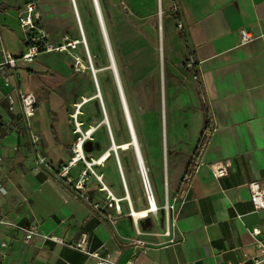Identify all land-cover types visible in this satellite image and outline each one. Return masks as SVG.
Masks as SVG:
<instances>
[{
  "label": "crops",
  "instance_id": "1",
  "mask_svg": "<svg viewBox=\"0 0 264 264\" xmlns=\"http://www.w3.org/2000/svg\"><path fill=\"white\" fill-rule=\"evenodd\" d=\"M31 2L45 40L65 51L17 62L11 86L38 101L28 130L0 72V219L37 226L29 243L12 227L2 229L3 262L96 264L88 253H98L116 264H250L258 256L256 242L264 245V210L253 211L247 189L252 181L264 188V0H166L172 15L161 21L154 44L120 6L112 9V0H0V61L3 52L22 54L18 20ZM241 29L254 38L240 46ZM73 42L74 48L67 45ZM88 71L96 88L98 76L103 81L111 73L107 84L118 93V120L109 119L100 93L79 94ZM97 95L109 128L102 155L109 156L100 165L94 154L72 162L78 134L71 115ZM124 108L130 118L158 115L156 155L150 149L146 157L136 139L157 211L137 219L130 213L149 205L141 196L136 152V168L129 169L131 155L112 150L125 144L111 130L125 125ZM29 133L38 137L35 148ZM36 156L53 170H38ZM218 162L229 164L221 178L211 168ZM68 164L69 180L56 178V169ZM157 169L163 184L152 191L147 174ZM162 196L170 209L165 214L159 212ZM113 200L119 211L109 206Z\"/></svg>",
  "mask_w": 264,
  "mask_h": 264
},
{
  "label": "rangeland",
  "instance_id": "2",
  "mask_svg": "<svg viewBox=\"0 0 264 264\" xmlns=\"http://www.w3.org/2000/svg\"><path fill=\"white\" fill-rule=\"evenodd\" d=\"M118 6L121 7L122 14L126 21L133 27L138 29V31L141 32L144 36L148 37L151 43H153L152 40H155L157 38V35L160 31L161 21H163V19L167 17V15H172V11L170 10L171 6L168 7L166 5V0H112V9L117 8ZM140 28L143 29L140 30ZM94 53L91 52L92 57H95ZM82 59L87 65L88 57L87 55H85L84 51L82 52ZM179 70L181 72V68H179ZM108 75L111 76V73L107 72L105 74V77L103 79L104 82L101 80V75L98 76V85L96 88L93 85V81L91 79V72L88 71L87 75L84 77L86 80V85L84 88H79L78 92L85 97L93 93H100L101 97L105 101V109L107 110L109 119L112 120L115 116L118 120V93L113 83L112 85H110L113 86V88H110L107 84ZM185 76L186 75L184 74V77ZM80 99H82V97H80ZM103 109L100 99H96L94 102H90L87 105L84 104L80 108L79 121L82 122L81 133L85 136V141L83 142L81 149L83 158H85L86 161L88 159L86 157L87 154H94V158L97 160L102 155L103 149L108 143L105 140L109 137V128L103 123ZM89 118H93V120ZM122 118L123 117L121 114V120ZM157 118V114H149L147 111H144V113L136 114V116H133V118H131L132 126L135 132V138L138 140V146L140 147V150L143 151L146 157L150 149H153L152 152L155 153V155L156 152L154 151L158 149L157 141L159 133L156 124ZM88 120L92 121L90 122ZM90 128H93V131L88 135ZM111 130L112 134L115 133L118 141H123L122 143H130V136L126 123L121 127L111 128ZM77 134L78 136H80L79 133ZM75 144L76 140L74 141L73 147L75 146ZM119 150L120 149H118V151ZM124 151L127 152L128 155H131V158L128 159V168L130 169V166L136 168L133 148L130 146ZM157 158H155L153 163L157 164V162L159 161ZM79 163L81 164V167H83V169L86 168V163L83 160L79 161ZM147 176L152 191H155V189H157L159 185L163 184L162 175L160 171L158 172V169L152 175L148 173ZM136 185L137 193L140 194L139 183H137ZM141 196L143 200H145V202L148 204L144 188H142ZM159 201V212L165 214L167 210H170L167 204L166 196H162Z\"/></svg>",
  "mask_w": 264,
  "mask_h": 264
},
{
  "label": "built area",
  "instance_id": "3",
  "mask_svg": "<svg viewBox=\"0 0 264 264\" xmlns=\"http://www.w3.org/2000/svg\"><path fill=\"white\" fill-rule=\"evenodd\" d=\"M19 27L22 30L24 41L26 43L25 48L20 55V57L16 58L8 53L3 52L2 60L0 61V70L1 68H5L8 72V76L4 78V87L12 90V93L15 94L17 100L19 101L20 105V114L22 117V120L25 123L26 129L29 128V120L32 118L35 114V111L38 107V101L37 98L34 96V94L22 91L20 89H16L12 87L10 82V77L12 75L16 74V68H17V62L20 60L25 63H32L37 56L43 53H60L65 51V46H53L49 44L45 40V36L40 30L39 22H40V16L38 13V9L36 7V4L34 2H31L24 6V9L20 12L19 16ZM178 28H181L180 25H178ZM254 37L246 30L241 29L239 30V45H245L248 42H250ZM75 43L67 44L71 45L72 48L75 47ZM186 69H192L194 65L192 63H188L185 65ZM193 80L197 79V75L194 74L192 77ZM6 100L9 103H12V97L11 94H6ZM76 112L71 115L72 123L74 126V132L79 133L80 136L76 138V144L74 146V158L72 159V162L75 158L83 159V156L81 158H78V152L76 149L78 146H82L83 142L85 141V136L81 133V123L77 121L76 119ZM87 135V134H86ZM30 143L35 148V143L38 141V137L35 136L33 133H29ZM35 151V150H34ZM70 162L69 164H71ZM76 162V160L74 161ZM69 164L65 167H62L61 169H56L57 174L56 178L58 179H66V172L69 167ZM35 166L38 170L42 169L48 172H51L53 170V167L51 164L47 163L44 158L41 157H35ZM2 167V158L0 157V169ZM229 167L228 162H218L216 164H213L211 168L213 169L214 176L216 178H221L226 175L227 168ZM143 188L146 195V200L148 202V205L150 203V200L153 201V196L150 191L146 176L144 178V175L142 171L139 170ZM84 174L82 173V176ZM54 177V176H53ZM82 187V186H76ZM82 189V188H81ZM247 189L249 191L250 195V202L253 207L254 212H260L264 210V188L261 187V185L257 181H252L247 184ZM5 193V188L0 184V194ZM109 206L113 207L116 211L120 210V206L117 201L113 200ZM132 215V213H130ZM12 227L15 231L20 232L23 234V240L26 243H29L33 237L37 236V226L35 225H28V226H21L19 224H13L10 222H7L5 220L0 219V235L3 233L4 227ZM251 234L254 236L257 234V230L254 229L251 231ZM44 239L51 240L54 242H59L60 240L53 236H44ZM80 247L81 245H76ZM0 247L1 248H7V243L0 241ZM256 248L258 251V256L254 257L251 260L250 264H264V245L260 242H256ZM81 249V248H80ZM88 255L92 258H94L96 264H116L108 259V256H101L98 253H92ZM4 254L0 252V264H10L8 262H3ZM131 264V263H129Z\"/></svg>",
  "mask_w": 264,
  "mask_h": 264
},
{
  "label": "bare ground",
  "instance_id": "4",
  "mask_svg": "<svg viewBox=\"0 0 264 264\" xmlns=\"http://www.w3.org/2000/svg\"><path fill=\"white\" fill-rule=\"evenodd\" d=\"M79 64V63H78ZM90 66V65H89ZM79 68L80 69H85V67L83 66V65H80L79 64ZM97 98L99 99V96L97 95ZM87 100L86 99H83L82 100V103H85ZM81 103V104H82ZM80 107V104H78V108ZM80 113V111H79V109L76 111V116L78 115ZM129 114V113H128ZM130 117V116H129ZM131 119V118H130ZM105 122V125L107 126V123H106V120L104 121ZM127 124V123H126ZM131 125H132V122H131ZM108 127V126H107ZM128 128V127H127ZM132 128H133V126H132ZM133 130H134V128H133ZM93 131V128H90V130H89V132H88V135L89 134H91V132ZM129 132V131H128ZM134 134H135V132H134ZM118 148H120L121 150H126L127 148H128V144H122V145H120L119 147H115V148H112V150L114 151L115 149H118ZM132 148H133V150H135V147H134V145L132 146ZM76 151L78 152V158H81L82 156H83V153H82V149H81V147L80 146H78V148L76 149ZM108 156H109V154L106 152V153H104L103 155H101L97 160H95V164H102V162L104 161V160H106L107 158H108ZM136 160H137V166L139 167H141V169H142V167H143V164H138V163H140V159H138V157H137V155H136ZM75 160H77V158H75L74 159V161ZM144 168V167H143ZM139 170V169H138ZM142 173H143V175L145 174V168H144V171L142 170ZM126 200L128 201V202H130V199H129V196L128 195H126ZM129 205H130V203H129ZM155 211H157V206H156V204L154 203V201H152V200H150V203H149V207H148V209H147V211L146 210H143V211H139V212H135V211H132L131 213H132V216L134 217V218H143V217H145L146 215H147V212H155Z\"/></svg>",
  "mask_w": 264,
  "mask_h": 264
},
{
  "label": "water",
  "instance_id": "5",
  "mask_svg": "<svg viewBox=\"0 0 264 264\" xmlns=\"http://www.w3.org/2000/svg\"><path fill=\"white\" fill-rule=\"evenodd\" d=\"M0 72L3 74V76H5V77L8 76V72L6 71L5 68H1ZM124 110H125V114H126V123H127L128 131H129V136L131 139L130 144L134 145L136 155H137L138 159H140V155H139L138 148L136 145V138H135L134 130H133L132 125H131L130 117H129L127 110L125 108H124ZM113 147H114V145H113ZM138 164H140V165L142 164L141 159H140V163H138ZM139 170L144 171V168L142 167V169H141V167L139 166ZM144 178H145V174H144Z\"/></svg>",
  "mask_w": 264,
  "mask_h": 264
}]
</instances>
